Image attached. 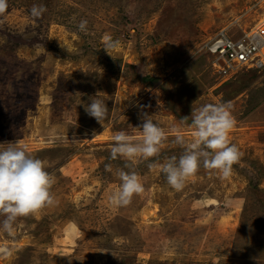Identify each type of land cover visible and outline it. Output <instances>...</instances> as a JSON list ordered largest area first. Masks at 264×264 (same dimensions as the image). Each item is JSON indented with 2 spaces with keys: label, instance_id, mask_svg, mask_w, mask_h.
<instances>
[{
  "label": "rangeland",
  "instance_id": "obj_1",
  "mask_svg": "<svg viewBox=\"0 0 264 264\" xmlns=\"http://www.w3.org/2000/svg\"><path fill=\"white\" fill-rule=\"evenodd\" d=\"M7 3L0 151L13 143L45 161L56 203L19 218L13 235L0 216V264H264V69L217 68L206 46L222 33L250 34L264 0ZM33 5L47 9L40 19L31 16ZM105 35L119 41L111 56ZM96 98L108 107L102 124L85 110ZM222 102H231L229 140L243 153L229 178L201 166L176 191L148 167L152 160L129 168L111 159L113 135L140 142L145 116L168 137L153 160L178 159L184 149L175 137L191 142L192 111ZM119 170L136 171L145 189L128 206L110 201Z\"/></svg>",
  "mask_w": 264,
  "mask_h": 264
},
{
  "label": "clouds",
  "instance_id": "obj_2",
  "mask_svg": "<svg viewBox=\"0 0 264 264\" xmlns=\"http://www.w3.org/2000/svg\"><path fill=\"white\" fill-rule=\"evenodd\" d=\"M7 0H0V16L7 11ZM47 11L44 6L33 5L30 14L40 19ZM79 29L87 32V21L82 20ZM104 50L111 56L119 41L110 35L102 39ZM101 93H97L99 97ZM89 116L102 124L107 118L108 107L103 99L96 98L85 108ZM148 116L140 126L142 139L134 142L133 137L124 131L113 135V146L110 149L111 159H123L126 167L134 168L141 162L148 167L158 168L166 175L167 183L176 191L185 187L186 181L195 176L200 167L211 170L221 178H229L233 174V166L239 164L243 153L229 140V134L236 125L232 114L231 102L206 104L191 113L192 140L188 142L182 135L175 137V143L184 149L177 159L173 156L164 163L153 158L159 157L165 141L168 139L164 130ZM188 117H184L187 121ZM0 151V216L3 230L13 235L15 224L19 218L38 216L46 208L56 203L51 189L56 183L55 177L46 170V162L33 157L24 147L9 144ZM107 171H112L106 164ZM120 190L115 192L110 201L117 206H128L135 195L142 194L145 189L136 171L119 170Z\"/></svg>",
  "mask_w": 264,
  "mask_h": 264
},
{
  "label": "built area",
  "instance_id": "obj_3",
  "mask_svg": "<svg viewBox=\"0 0 264 264\" xmlns=\"http://www.w3.org/2000/svg\"><path fill=\"white\" fill-rule=\"evenodd\" d=\"M217 36L206 42L208 49L216 53L215 66L223 69L226 65L238 63L248 65L251 69H264V17L253 31L241 39H233L228 34ZM260 58V59H259Z\"/></svg>",
  "mask_w": 264,
  "mask_h": 264
},
{
  "label": "trees",
  "instance_id": "obj_4",
  "mask_svg": "<svg viewBox=\"0 0 264 264\" xmlns=\"http://www.w3.org/2000/svg\"><path fill=\"white\" fill-rule=\"evenodd\" d=\"M157 80H158L157 78L152 77V76H150V75H146V76H144V78H143V81H145V82L148 83L149 85L156 84Z\"/></svg>",
  "mask_w": 264,
  "mask_h": 264
}]
</instances>
